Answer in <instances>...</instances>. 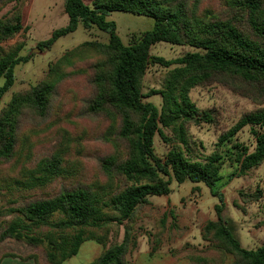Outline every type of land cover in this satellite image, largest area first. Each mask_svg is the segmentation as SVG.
Instances as JSON below:
<instances>
[{"label": "trees", "instance_id": "obj_1", "mask_svg": "<svg viewBox=\"0 0 264 264\" xmlns=\"http://www.w3.org/2000/svg\"><path fill=\"white\" fill-rule=\"evenodd\" d=\"M22 1L0 0V9ZM209 1L93 0L89 5L84 0H65L68 26L56 30L38 48L51 49L80 25L107 34L108 41L85 42L67 52L50 66L47 80L12 97L0 113V161L14 159L25 125L48 120L59 86L80 75L84 88L81 116L105 126L104 152L96 161L99 180L61 184L53 194L31 197L7 211L0 209V218L5 219L0 223V242L12 240L42 252V258L33 257L35 264H64L85 242L106 246L109 227L131 221L149 198L170 195L174 181H189L206 185L220 200L215 206L217 221L207 222L201 231L203 241L232 255L229 264H264V245L254 250L242 246L232 224L222 216L224 198L216 190L227 160L237 165L231 178L246 176L264 163V0H223L220 8L222 0L210 5ZM113 12L149 17L155 24L126 45L116 23L107 20ZM22 30L24 15L19 6L0 20V44ZM161 42L188 45L200 52L172 61L152 57V47ZM23 47L0 48V80H4L0 99L13 88L16 67L31 59L20 56ZM80 64H85L84 71ZM152 64L175 68L166 74L162 89L145 96L143 81ZM212 85L223 86L258 107L243 113L219 137L215 151L201 155L203 145L193 139L190 128L214 125L216 111L199 110L190 94L195 88ZM155 95L161 96V107L144 101ZM245 128L255 138L253 151L236 139ZM157 135L170 146L164 158L155 152ZM67 153L68 148L62 145L27 169L23 180L15 182L17 189L44 190L68 175L64 167ZM262 197L261 190L239 192L244 205ZM11 215L14 217L5 218ZM133 245L127 229L123 242L107 248L92 264H128L126 258ZM197 264L211 263L200 258Z\"/></svg>", "mask_w": 264, "mask_h": 264}, {"label": "rangeland", "instance_id": "obj_2", "mask_svg": "<svg viewBox=\"0 0 264 264\" xmlns=\"http://www.w3.org/2000/svg\"><path fill=\"white\" fill-rule=\"evenodd\" d=\"M92 4L93 0H84ZM211 0L208 4H215ZM65 0H23L21 3L7 4L0 9V20L9 17L15 7L21 6L24 15V30L13 39L0 44V48L9 49L23 44L20 56L31 59L16 67V80L13 88L0 99V113L6 108L15 94L25 92L47 80L49 68L67 52L85 42L97 41L106 43L108 35L93 28L86 30L82 25L76 32L58 39L51 49H40L38 44L47 41L52 34L69 24L65 13ZM224 4L219 5V8ZM214 6V5H213ZM107 20L115 22L117 32L124 44L132 43L134 36L154 27V20L125 12H113ZM200 50L188 45H171L157 43L151 49V56L164 58L166 61L176 60L187 53ZM87 58L86 56H84ZM89 58V57H88ZM90 59V58H89ZM79 67L84 71L85 64ZM152 64L143 81L142 92L147 96L151 91L162 89L164 78L169 70L174 69ZM82 76L69 78L59 86V93L54 99L50 118L44 122H32L22 129L15 157L10 162L0 161V209L19 206L31 197L53 194L61 184L73 183L77 180H88L91 183L99 180L96 161L104 152L102 132L105 126L101 122L88 120L81 116V98L84 95ZM4 80H0V86ZM191 99L201 111H216L214 125L200 124L190 128L193 139L202 144L201 155H210L217 149L219 137L231 129L243 113L258 106L251 100L243 98L220 85L198 87L192 90ZM161 107L159 95L144 99ZM264 132V128L261 130ZM170 135L169 131L166 132ZM237 141L254 150L255 138L249 128L237 135ZM64 145L68 148L66 155V175L44 190L22 191L15 184L23 180L27 169L34 168L37 163L60 150ZM156 154L164 158L170 146L165 144L159 135L155 137ZM237 165L226 161L222 169V180L216 190L223 194L225 209L222 216L232 224L236 237L245 249L254 250L264 245V163L243 177L231 178ZM172 193L166 196L149 198L146 205L139 207L134 218L123 225H112L108 229L106 246L94 241L82 244L78 254L64 264H92L110 246L123 242L127 229L134 243L127 255L128 264H197L200 258L211 264H229L233 256L215 249L203 241L201 231L209 221H217L215 206L220 200L211 194L210 188L204 184L185 182L171 184ZM263 192V197L252 205H244L239 192ZM245 208V210L241 208ZM14 215L5 217L13 218ZM0 218V223H4ZM104 233L98 231V234ZM3 249V250H1ZM7 254V257L5 256ZM0 264H35L34 256L42 258V252L14 241L0 242ZM16 255V257L11 256ZM28 257V259H26ZM26 259V260H25Z\"/></svg>", "mask_w": 264, "mask_h": 264}, {"label": "crops", "instance_id": "obj_3", "mask_svg": "<svg viewBox=\"0 0 264 264\" xmlns=\"http://www.w3.org/2000/svg\"><path fill=\"white\" fill-rule=\"evenodd\" d=\"M166 198H168V200H171L169 196H166Z\"/></svg>", "mask_w": 264, "mask_h": 264}]
</instances>
